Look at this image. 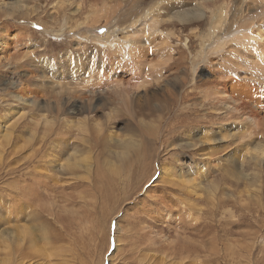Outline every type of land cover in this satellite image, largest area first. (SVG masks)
<instances>
[{
    "label": "rangeland",
    "instance_id": "374dc122",
    "mask_svg": "<svg viewBox=\"0 0 264 264\" xmlns=\"http://www.w3.org/2000/svg\"><path fill=\"white\" fill-rule=\"evenodd\" d=\"M184 1L186 6H197L201 2L213 6L205 0ZM19 3L31 9L29 20L18 15L19 9L14 12V19L9 15ZM173 3L179 8L185 5L182 0H158L156 4L147 1L140 6L146 8L143 13L123 20L128 7L122 0H0V62L5 63L3 69L0 68V142L3 143H0V261L9 254L6 241L12 243L15 239V249L12 247L15 256H9L5 264H264V161L257 165L250 158L243 160V154L240 158H228L226 153L234 146L228 141V133H220V122L213 125L195 121L198 112L225 115L223 121L227 122L235 120L234 113L211 106V102L217 100L216 95H226L231 99L227 105L240 110L243 104L254 101L259 105L260 99L264 100V85L259 86L264 80V0H218V4L227 6V21L223 29L216 31L205 43L202 39H206L203 35L210 25L209 15L195 20L186 30L179 23L162 26L165 33L173 34L170 41L173 50L185 49L180 44L181 38L185 40L190 33L188 40L193 46L184 54L189 64L183 63L178 69V74L189 80L183 87H174L173 78H166L168 73L158 80L148 69V65L161 56L162 59L168 57L163 53L152 55L158 48L156 44L164 41V35L154 32L149 36L151 20L148 19L156 7L166 8ZM34 6L40 7L39 14L32 13ZM126 25L145 33L142 39L155 37L152 42L142 43L145 56H140L141 46H136L132 53L138 57L134 59L126 55L120 61L106 52V61L101 58L84 63L99 46L93 38L101 37L109 28H115L119 34ZM232 25L233 34L226 36V29ZM60 28L67 32L58 31ZM20 33L25 36L23 42ZM67 38L72 46L63 45ZM73 46L85 54H78ZM16 53L30 55L33 63L13 75L5 74L10 67L9 56ZM138 60L145 64L141 70L137 67ZM137 72L140 73L138 77ZM140 80L149 83L137 88ZM22 82L37 92L27 95L26 102L31 105L22 104L23 108H13L10 113L1 104L2 100L7 98L5 93L19 89ZM66 86L73 87L71 90L80 88L75 94H67L71 90L66 91ZM120 88L126 94L111 98L112 89ZM184 90H193L190 97H198L178 102L173 113L141 108L143 101L146 105L160 101L164 92L173 91L178 96ZM174 116L177 121L172 122L178 124L177 127L193 132L189 136L178 132L169 145L153 140L149 143L150 137L142 136L146 129L138 128V121H143L144 126L152 123L156 127L166 121L164 118ZM250 119L264 120V111ZM16 122L23 124L21 128H12ZM209 128L217 133L219 144L213 139L212 143L199 144L202 149L195 151L199 146L192 143L207 137L204 133ZM233 131L242 130L237 127ZM9 135L12 138L8 145L9 140L5 141ZM158 135L161 139L167 132ZM128 141H133L130 149ZM211 146L213 149L221 147L217 148L220 151L215 156L210 155ZM137 147L149 157L145 153L137 164L140 168L134 165L136 170L130 174H116L120 168L125 171L121 160L137 158L134 155ZM243 152L241 148L237 154ZM72 156L85 158L91 164L86 162L74 167L78 172H71L68 165L72 166ZM96 167L106 180L110 171L114 179L92 181L88 172L94 170L95 178ZM45 169L54 176L47 179L48 188L44 186L40 190L31 206V176L36 172L45 173ZM199 169L201 175L194 173ZM113 170L116 172L112 175ZM186 176H191L189 183L194 181L205 187L200 197L185 194L181 182ZM93 182L94 185H86ZM219 201L226 203L217 208ZM190 202L191 209L188 208ZM9 208L14 210L9 211ZM31 210L48 218L60 234L56 236L52 231L45 235L39 226L36 227L39 222L30 219ZM21 214H25L24 217ZM204 222L215 227L206 233L201 229ZM31 224L36 228L37 238L32 253ZM25 228L29 229L30 237L22 240L19 233ZM182 246H185L184 251Z\"/></svg>",
    "mask_w": 264,
    "mask_h": 264
},
{
    "label": "bare ground",
    "instance_id": "6f19581e",
    "mask_svg": "<svg viewBox=\"0 0 264 264\" xmlns=\"http://www.w3.org/2000/svg\"><path fill=\"white\" fill-rule=\"evenodd\" d=\"M116 2H118L119 0H115ZM123 2H125L126 3V7H128V10H126V12H125V14H124V16H123V20L125 19V20H130V19H132V17H134L135 15L137 16L138 14H141V13H143V11H145L146 10V8L145 7H140L141 5H143V4H145V2H155V4L158 2V0H122ZM208 2V1H210V3H212L213 4V6H208L207 4L208 3H204V2H201V3H199L197 6H186V1H184V0H182V2H185V5L182 7V8H179L177 5H175L174 3L172 4V6H168V7H166V8H159V6H158V8L156 7L155 9H154V11H153V15L150 17V19H148V21L149 20H151L150 21V23H149V31H151V33H150V35L149 36H151L152 34H154V32L155 33H157V34H155V35H164L163 36V42H158V44H156V46L158 47V48H156V50L153 52V54L152 55H156V56H159L160 54H162V55H166V56H168L166 59H162V56L160 57L161 59H159L158 61H155L154 63H149L150 65H148V69L151 71L150 73H153L152 75H154V76H156L157 77V79L159 80L160 78L159 77H161L164 73H168V75L166 76V78H168V77H172L173 78V84H174V87H183L184 85L186 86V84H188V82H189V80L188 79H186V78H183V77H181L179 74H178V69H179V67L180 66H182L183 65V63L185 64V63H188L189 61L187 60V57H186V55H184L185 54V52L187 51L188 52V50H190L191 49V47L193 46V44L191 43V40H188V38H189V36H190V33L188 34V38H185V40H183L182 38H181V46L183 45V46H185L186 48L185 49H180V51H178V50H173V46L171 45V43H170V41L171 40H173V34L172 33H165L161 28H162V26L164 25V24H174V23H179V24H182L183 25V28H184V30H186L193 22H195V20H201L203 17H207L208 15H209V23H210V25H209V28L208 29H206V30H208L207 32H206V34L204 33V35H203V38H206V39H202V42L203 43H205V41L207 40V39H210V38H212V35L214 34V33H216V31H218V30H222L223 28L222 27H224V25H225V23H226V21H227V15H228V9H227V6L225 5V4H222V5H220V4H218L217 3V1L218 0H205V2ZM180 3H181V1H180ZM218 4V5H217ZM182 5V4H181ZM17 9H19V10H21V13H19L18 15L20 16V17H22L23 19H25V20H29V17H31V9H29L26 5H23L22 3H19V5H16V7H14L13 8V12L11 13V14H9L10 16H12L13 17V19H14V12L17 10ZM42 9V8H41ZM163 10V11H162ZM39 11H40V7L39 6H34V9L32 10V13H36V12H38V14H39ZM135 11H136V14H134L135 13ZM142 11V12H141ZM20 12V11H19ZM152 12V11H151ZM154 14H157L158 15V18H156V17H154ZM37 15V14H36ZM101 15H104V14H101ZM7 17V16H6ZM100 18V17H99ZM102 18V17H101ZM107 18V17H106ZM241 18H244V16H241ZM240 18V19H241ZM39 19V18H38ZM239 19V20H240ZM101 20V19H100ZM123 20H122V22H123ZM108 21V20H107ZM241 22H242V20H241ZM134 23V22H133ZM133 23H131V25L133 24ZM136 23V22H135ZM121 24H123V23H121ZM65 25H66V23H65ZM124 25V24H123ZM229 25V24H228ZM228 25H227V27H228ZM130 25H126V27L125 28H123L121 31V33H117V31H115V28H113V29H107V32L104 34V35H102L101 37H96V38H93V39H95V40H97L98 41V44H99V46H98V48H97V50L93 53V51H92V53H90V57L91 58H87V60H85L84 61V63L86 64L87 63V61H99L101 58L104 60V61H106V59H107V53L106 52H108V53H111L110 54V56H112V57H115L116 59H119L120 61H122V59L124 58V56H126V55H128V57H138V56H135V54H133L132 53V51H133V47H136V46H141L140 48H141V52H140V56L142 57V56H145L146 55V52H145V48L144 47H142V43L144 42V41H147V42H152L153 40H154V38L155 37H148V38H144V39H142V37H145V33H143V34H141V33H139V32H137V31H134V29L133 30H131V27H129ZM29 29V28H28ZM125 29H126V31H125ZM64 30H67V29H64ZM58 31H63V29H59ZM145 31V30H144ZM149 31H148V33H149ZM29 32V31H28ZM31 32V31H30ZM63 32H67V31H63ZM233 25L228 29H226V32H225V35L226 36H230L231 34H233ZM21 34V33H20ZM195 37H196V34L195 33H192ZM22 35V34H21ZM30 35H31V33H30ZM121 35V36H120ZM82 36V35H81ZM170 36H172V38L170 37ZM25 36L24 35H22V42L24 41V38ZM34 37V36H33ZM86 37V36H85ZM84 37V38H85ZM89 37V36H88ZM80 38V37H79ZM149 38H151V39H149ZM76 39V38H75ZM89 38H87L86 37V40H88ZM20 40V41H21ZM95 40H93V41H95ZM218 40V39H217ZM43 41V40H42ZM90 41H92L91 40V38H90ZM187 41H189V42H187ZM37 42V41H36ZM216 42V41H215ZM43 44H44V42H42ZM80 43V42H79ZM214 43V42H213ZM63 45L65 46V45H67V46H72V44H71V40L70 39H66L64 42H63ZM215 45V48L218 46L217 45V43H215L214 44ZM89 46V45H88ZM87 47V46H86ZM179 47V46H178ZM69 48V47H68ZM73 48H74V46H73ZM89 48V47H88ZM87 48V49H88ZM151 49H153V47H150ZM67 49V48H66ZM79 47H76V48H74L73 50L75 51V52H78V54H85V53H83V52H81V51H79ZM61 50H63V49H61ZM65 50V49H64ZM203 51V47L201 48V52ZM37 53L39 52V51H36ZM67 52V51H66ZM175 52V53H174ZM177 53H179V55H177ZM200 53V52H199ZM209 54V53H208ZM212 54H216V53H212ZM201 55V54H200ZM202 56V55H201ZM201 58H203V57H201ZM32 58L30 57V55L29 56H26V55H21V54H15V55H13V56H9V59H8V61H9V65H10V67L6 70V72H5V74H7V73H10V74H15L18 70H20V69H23L24 67H27L28 65H31L33 62H32V60H31ZM134 59V58H133ZM204 59V58H203ZM202 60V59H201ZM206 61V60H205ZM207 62V61H206ZM137 63H138V65H137V67H138V69L139 70H141V68H142V65L144 64L143 63V61L142 60H138L137 61ZM190 63H191V61H190ZM198 63V62H197ZM189 64V63H188ZM145 65V64H144ZM5 66V63L3 64V62L1 61L0 62V68L1 69H3V67ZM37 67V66H36ZM181 68V67H180ZM0 69V70H1ZM38 69V68H37ZM40 69H42V73H43V75L46 73L44 70H43V68L41 67ZM39 69V70H40ZM64 70H65V68H64ZM3 71V70H2ZM66 71V70H65ZM194 71V70H193ZM20 72V71H19ZM259 72H261V71H259ZM1 73V72H0ZM64 73V72H63ZM185 73H188L186 70H185ZM140 73L139 72H137V77H138V75H139ZM67 75V74H66ZM191 76H194L193 75V72L191 71ZM45 77H46V74H45ZM136 77V78H137ZM262 77H264V75H262ZM40 78H42V77H39V79ZM254 78V80H255V77H253ZM43 80V79H42ZM101 80V79H100ZM99 80V81H100ZM193 80V79H192ZM191 80V81H192ZM195 80V79H194ZM27 82H30V80H28ZM43 82H45V81H43ZM102 82V81H101ZM103 82H104V80H103ZM261 82H263V83H259V86L260 87H262L263 85H264V80L262 79V81ZM40 83V82H39ZM138 83H140V84H138L137 85V88H142V87H144L146 84H148L146 81H143V80H140V81H138ZM155 83V82H154ZM160 82H158L157 84H159ZM45 84V83H44ZM69 84V83H68ZM76 84V83H75ZM118 84V83H117ZM193 84V83H192ZM263 84V85H262ZM22 86L19 88V89H17V90H15V91H9V90H7V91H9L8 93H5V95H6V99H3L2 100V105L4 106V108L5 109H7V110H9L8 112H10V113H12L13 111V108H23V106H22V104H29V105H31L30 103H28V102H26V100H27V98H28V96L27 95H30L31 93H33V92H37V90L36 91H34L33 90V88H32V90H31V88H29L28 87V85H27V83L26 82H22V84H21ZM92 85V84H91ZM193 85H195V84H193ZM5 86V85H4ZM7 86H10V85H7ZM6 86V87H7ZM11 86H12V88H13V83H11ZM10 86V87H11ZM40 86V85H39ZM41 86H42V84H41ZM44 86V85H43ZM54 86H56V85H54ZM62 86H64V84L62 85ZM61 86V87H62ZM90 86V85H89ZM196 86V85H195ZM6 87H4V88H6ZM67 88H64L66 91H69V90H71L73 87H68V86H66ZM43 88V87H42ZM77 88H80V87H77ZM77 88H75V89H73V90H71L70 92H67V94H70V93H73V94H75L76 92H78V90H77ZM44 89H45V87H44ZM95 89V88H94ZM64 90V91H65ZM62 91H63V89H62ZM66 91H65V93H66ZM82 91V90H81ZM194 93V91L193 90H188V91H183L180 95H176L173 91H167V92H164V94L162 95V97H161V99H160V101H158V102H156V101H154L155 102V104L154 105H152V103L150 102L149 104H147L146 105V103L143 101L142 102V104H143V106L141 107V108H143V107H148V108H151V109H153V110H159L160 112H163V113H165V114H169V113H173V112H175L176 111V105H177V103L178 102H182V103H184V102H186L187 100H194L196 97H198V96H193V97H190L192 94ZM34 94V93H33ZM122 94H126V92H125V90H122V88H120V90H118V89H112V94H111V98H115V97H117L118 95H122ZM216 97H217V95H216ZM215 97V99H217L216 101H212L211 102V106L212 107H215V108H217L216 110H220L221 108V110H223V109H226V110H228V112H232V114L233 115H235L236 116V118H235V120H233V121H231V122H227V121H223L224 120V117H226L225 115H224V117L223 116H221L220 117V115L219 114H217V113H214V112H205V114H202V113H200V112H198V113H196V118H195V121H196V123H200V121H203V123H206V124H215V123H219L220 122V124H219V128H220V133H222V134H225V135H227V133L229 134L228 136H229V138H228V141L230 140V142H231V144L234 146L232 149H231V151L230 152H227L226 153V156L228 157V158H230V159H236L235 157H237V158H240L241 156H242V154H243V156H244V158H243V160H245V159H247V158H250L249 160H254V162L258 165V164H261L263 161H264V120H261L260 121V119L259 120H256V122L255 121H253L252 119H250V117H253V116H255L256 115V117L257 116H259L261 113H263V111H264V100H262L263 98H261L260 99V102H259V105L258 104H254V101H251L250 102V104H243L242 105V109L240 110L239 108H237V107H235V106H228L227 104V102L229 101V102H231V99L229 98V97H227L226 95L224 96V95H221V96H219V97H217L216 98ZM2 98V97H1ZM1 98H0V100H1ZM146 100H147V98H146ZM148 101V100H147ZM219 101V102H218ZM14 102H15V104H16V106L14 105ZM66 103V102H65ZM219 103H221L222 105L220 106V104ZM67 105V104H66ZM229 105H230V103H229ZM2 106V107H3ZM65 106V105H64ZM192 108L191 106H185L184 108ZM188 109V110H189ZM232 109V110H231ZM262 109V110H261ZM135 110L138 112V111H141V110H137L136 108H135ZM171 110V111H170ZM119 111V110H118ZM130 111V110H129ZM197 111H199V110H197ZM120 112V111H119ZM137 112H136V114H137ZM7 113V112H6ZM223 113H225V112H222V114ZM217 115H219V118L217 117ZM171 116V115H170ZM165 117V116H164ZM216 118H218V119H216ZM162 119V118H161ZM160 120V119H159ZM159 120H157V122L159 121ZM164 120H166V121H163V119H162V121H163V123H165V124H157L156 125V127L155 126H153L152 125V123H150V125L149 126H144L145 124H144V122L143 121H138V128L141 130V131H145V129H146V133H144L142 136L143 137H146V136H144V135H148L149 137V143H152L153 141H157L158 143H160V144H164V145H169V143H170V141L172 140V139H175L174 137H176L178 134V132L179 133H182V135H187V136H189L192 132H193V130H189L188 132H187V130H182L183 129V127H177V125L178 124H175V123H173L172 121H177V116H174L173 118H164ZM180 120H181V122L183 123V124H185L186 123V121L185 120H183V118H180ZM50 121V120H49ZM43 123H44V120L42 121ZM179 122V121H178ZM224 124H223V123ZM55 123V122H54ZM226 123V124H225ZM49 124V123H48ZM23 124L22 123H20V124H18V122H16L15 124H14V126L12 125V128H17V129H19V127L20 126H22ZM45 125V124H44ZM52 125V124H51ZM96 126V125H95ZM193 126H195V125H193ZM192 127V126H191ZM191 127H189V128H191ZM211 127V126H210ZM239 128L240 130H242V131H240V132H234L233 131V129L234 128ZM21 128V127H20ZM49 128V127H48ZM49 129H51V128H49ZM232 129V130H231ZM47 130V129H46ZM163 132H167V138L166 137H162L161 139H160V135H158L159 134V132H160V134L161 133H163ZM206 130V133H204V136L205 135H207V137H205V138H203L202 137V139H198L200 142H195L194 144L192 143V145L193 146H199V144H208V143H206V142H208V141H210V140H213L216 144H219V139L218 138H216L217 137V133L216 132H214V130L213 129H211V128H209V130H207V129H205ZM208 131V132H207ZM45 132V131H44ZM50 132V131H49ZM204 132V131H203ZM38 133V132H37ZM47 133V132H46ZM210 133V134H209ZM43 134V133H42ZM194 134V133H193ZM259 134H261V137L259 136ZM32 135H35V134H32ZM156 135H158V136H156ZM225 135H223V136H225ZM23 136V135H22ZM39 136V135H38ZM58 136V135H57ZM164 136V135H163ZM168 136H171V137H168ZM215 136V137H214ZM99 137V136H98ZM97 137V138H98ZM219 137V136H218ZM10 138H12V135H9V137H8V139L5 141V142H7L8 140V145H9V143H10ZM16 138H17V135H16ZM26 138V137H25ZM33 138V137H32ZM39 138V137H38ZM93 138H95V136L93 137ZM147 138V139H148ZM215 138H216V140H215ZM34 139V138H33ZM96 139V138H95ZM194 139H196V137L194 138ZM37 139H35V141H36ZM47 140V139H46ZM51 140V139H50ZM142 140V139H141ZM145 140V139H144ZM151 140H153V141H151ZM51 141H53V140H51ZM96 141H97V139H96ZM100 141V140H99ZM197 141V140H196ZM222 141V140H221ZM102 142H103V140H102ZM141 142V141H140ZM211 142V141H210ZM1 143V142H0ZM16 143V142H15ZM31 143V142H30ZM133 143V141L132 142H129L128 141V144H127V148H129V147H132V144ZM212 143V142H211ZM210 143V144H211ZM222 143V142H221ZM1 144H3V143H1ZM104 144V143H103ZM6 145H7V143H6ZM93 145V144H92ZM189 145V144H188ZM105 146V145H104ZM134 146V145H133ZM214 146V145H213ZM67 147V146H66ZM142 147V146H141ZM140 147V148H141ZM150 147V146H149ZM239 147V148H238ZM94 148V147H93ZM138 148V147H137ZM140 148H138V149H136L135 150V152H134V155H136L137 156V158H139V160H136L135 158V160L134 159H130V160H126V161H124V159L123 160H121V162H122V168L124 167L125 168V171L123 170V169H119V173H116V174H118V175H121V174H123V173H129L130 174V172L131 171H135L136 170V166L134 167V165H137V164H139V161H140V158L143 156L144 157V154L146 153V152H144V151H140L141 149ZM211 148H212V146H211ZM217 148H221V147H217ZM213 149L212 150V152H211V156H212V154H213V156H215L216 154H218L219 153V151H218V149ZM243 149L244 150V152L243 153H241V155L240 154H237V152H238V149ZM63 149V148H62ZM65 149V148H64ZM64 149H63V151H64ZM130 149V148H129ZM135 149V148H134ZM199 149H202L201 148V146H199L198 148H196L195 149V151H197V150H199ZM133 150V149H132ZM201 151V150H200ZM62 152V151H61ZM105 152V151H104ZM109 152V151H108ZM123 152H125V151H123ZM123 152H121V153H123ZM126 152H128L127 150H126ZM210 152V151H209ZM61 154V153H60ZM76 154V153H75ZM106 154V153H105ZM203 154V153H202ZM100 155V154H99ZM146 155H147V153H146ZM236 155V156H235ZM239 155V156H238ZM148 156V155H147ZM71 157V156H70ZM69 157V158H70ZM115 157V156H114ZM127 157V156H126ZM149 157V156H148ZM73 158V159H72ZM72 158L70 159V160H73L72 161V166H71V164H69L68 165V167L70 168V170L69 171H71V172H78L79 170L78 169H76V168H74V167H81V165L82 164H85L86 162H87V159H85V158H83V159H80V158H78V157H73L72 156ZM132 158V157H131ZM100 159V158H99ZM118 159V158H117ZM40 161V160H39ZM71 163V162H70ZM87 163H89V162H87ZM109 163H111V162H109ZM233 163V162H232ZM264 163V162H263ZM39 164V163H38ZM45 164V163H44ZM89 164H91V163H89ZM106 164H108V163H106ZM116 164V163H115ZM120 164V163H119ZM144 164H145V162H144ZM234 164V163H233ZM93 165V164H92ZM143 165V164H142ZM110 166V165H109ZM116 166V165H115ZM117 166H119V165H117ZM133 166V167H132ZM138 166V165H137ZM102 167V166H101ZM139 167V166H138ZM148 167V166H147ZM196 167H198L199 168V166H196ZM36 168V167H35ZM34 168V169H35ZM64 168V167H63ZM86 168V167H85ZM97 168H98V170H97ZM106 168V167H105ZM105 168H103L102 170L104 171V169ZM140 168V167H139ZM226 168V167H225ZM228 168V167H227ZM93 169H95V168H93ZM111 169V168H110ZM48 170V169H47ZM96 170L98 171L97 172V175H96V177L94 178L93 177V171H90V172H88V174L90 175L91 174V176H92V178H90L92 181H95V180H102V181H105V182H110V181H112L114 178H111V171H110V173H108L107 172V176L109 177L107 180H106V178H104V175H103V173H102V171H100L99 170V167H96ZM201 170H202V168H201ZM200 169H199V171H194V173H196V174H198V175H201V173H200V171H201ZM229 169H227V171H228ZM50 170H48V172L46 171V169H45V173L44 172H39V173H37L36 172V174L34 173V176L32 177L31 176V206H33L35 203V198L38 196V194L40 193V190H42L43 188H45L44 186H48V185H46V183H47V179H51V177L50 176H54L53 174H51L50 172H49ZM82 171V170H81ZM109 171V170H108ZM47 172V173H46ZM113 172L115 173L116 171L115 170H113L112 171V175H113ZM229 172V171H228ZM48 173H50L51 175H49ZM190 173V172H189ZM189 173H188V175H189ZM193 173V172H192ZM193 173V174H194ZM32 174V173H31ZM115 174V175H116ZM185 174V173H184ZM203 174V173H202ZM186 175V174H185ZM192 175V174H191ZM44 176V177H43ZM87 176V175H86ZM195 176V175H194ZM203 176V175H202ZM189 177H191V176H186V178L185 179H183L182 180V185H184L185 186V194L188 196V197H191L192 195H196L197 197H200L201 196V193H200V191L201 190H204L205 189V187H202L201 185H200V183H195L194 181L193 182H191V183H189ZM224 177V176H223ZM234 177V176H233ZM54 178V177H53ZM52 178V179H53ZM57 177H56V174H55V179H56ZM58 178H61V176L60 177H58ZM74 178H76V179H80V177H78V176H74ZM82 178V177H81ZM88 178V177H87ZM161 178V177H160ZM188 178V179H187ZM194 178V180L196 181V177H193ZM203 178V177H202ZM84 179H86V178H84ZM235 179H237V178H235ZM88 180V179H87ZM133 180V179H132ZM138 181V180H137ZM77 183H80V180H77L76 181ZM139 182V181H138ZM137 182V183H138ZM59 183V182H58ZM84 184V182L82 181V185ZM95 183L93 182V183H88V184H86V185H88V186H90V185H94ZM206 184V183H205ZM238 184V183H237ZM70 185H71V183H70ZM48 188V187H47ZM50 188V187H49ZM183 189V188H182ZM38 193H37V192ZM48 191V190H47ZM184 191V190H183ZM45 192H46V190H45ZM184 194V195H185ZM43 195V194H42ZM185 195V196H186ZM207 195V194H206ZM186 196V197H187ZM185 197V198H186ZM188 200H190V199H188ZM43 201V200H42ZM184 201V200H183ZM53 202V201H52ZM182 202V201H181ZM221 202L219 201V204H217L216 205V207L217 208H219V207H222V204L223 203H226V202H222V204H220ZM179 204H180V201H179ZM185 204H187V203H185ZM187 205H189V204H187ZM187 205H184L185 206V208H187L186 206ZM194 205V204H193ZM223 206H224V204H223ZM193 206L191 205V202H190V205L188 206V208H192ZM187 208V209H188ZM7 210V209H6ZM9 211H13L14 210V208H9L8 209ZM7 210V211H8ZM180 210V209H179ZM182 210H183V208H182ZM189 210V209H188ZM48 212V211H47ZM56 214V213H55ZM58 214V213H57ZM195 214V213H194ZM22 216L23 215H25V214H21ZM39 215V216H38ZM49 215L51 216V217H54V215L52 214V213H49ZM60 215V214H59ZM24 217V216H23ZM192 217V216H191ZM189 218H190V215H189ZM210 218V217H209ZM13 219V218H12ZM21 219V218H20ZM32 221H37V222H39V224H37L36 225V227L37 226H39L40 227V229L41 230H43L44 231V234L45 235H47V234H49V233H51L52 231H54V233H55V235L56 236H58L59 234L57 233V229L56 228H54L53 227V225L51 224V222L50 221H48L49 219L48 218H44L43 216H41V213L39 212V211H34V210H31V218H30ZM55 219V218H54ZM57 219H59L58 217H57ZM28 220H29V217H28ZM189 220V219H188ZM190 220H192V219H190ZM195 220V219H194ZM192 222V221H191ZM215 226H212V225H209V224H207V223H203L202 224V226H201V229L202 230H204L206 233L207 232H209V230L210 229H212V228H214ZM36 228H34V226H33V224H31V237H30V232L29 231H27V230H29V229H23L22 230V232H20L19 233V237H20V239H22V240H24L26 237L27 238H31V253H32V248H33V245L36 243L35 242V239H37L36 237H35V230ZM213 230V229H212ZM25 234H28L27 236L25 235ZM1 236V235H0ZM192 239V238H191ZM186 240V239H185ZM12 243H10V242H7L6 241V249H8V251H9V254H8V257H4L3 259L4 260H1V261H3V263L0 261V264H5V263H7L6 261H9V259H10V257L9 256H11V257H14L15 256V239H12ZM18 241H19V239H18ZM5 242V241H4ZM186 243V242H185ZM29 244V243H28ZM188 244V243H187ZM195 244V243H194ZM193 244V245H194ZM30 245V244H29ZM173 245V244H172ZM24 246V245H23ZM179 246V245H178ZM14 249H13V248ZM20 247V246H19ZM29 247V246H28ZM117 247V246H116ZM182 250L185 248V246H182V247H180ZM21 249V248H20ZM188 249V248H187ZM191 249V248H190ZM23 250V249H22ZM21 251V250H20ZM19 251V252H20ZM184 251V250H183ZM196 251H198V250H196ZM172 252H173V250H172ZM174 252H176V251H174ZM173 252V253H174ZM190 253V252H189ZM188 254V253H187ZM173 255V254H172ZM189 255V254H188ZM176 256V255H175ZM22 257V256H21ZM12 259V258H11ZM182 259V258H181ZM209 260V259H208ZM195 261V260H194ZM194 263V262H193ZM197 263V262H196ZM201 264V263H200ZM218 264V263H217Z\"/></svg>",
    "mask_w": 264,
    "mask_h": 264
}]
</instances>
